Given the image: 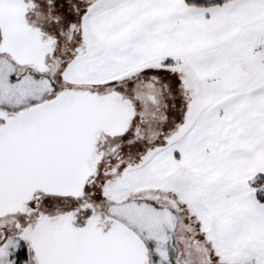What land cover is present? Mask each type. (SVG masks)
Here are the masks:
<instances>
[{"label":"snow or ice","instance_id":"6c2138e0","mask_svg":"<svg viewBox=\"0 0 264 264\" xmlns=\"http://www.w3.org/2000/svg\"><path fill=\"white\" fill-rule=\"evenodd\" d=\"M0 264H264V0H0Z\"/></svg>","mask_w":264,"mask_h":264}]
</instances>
